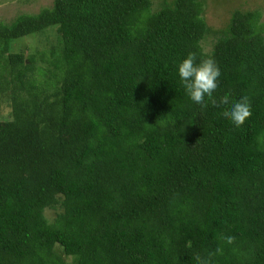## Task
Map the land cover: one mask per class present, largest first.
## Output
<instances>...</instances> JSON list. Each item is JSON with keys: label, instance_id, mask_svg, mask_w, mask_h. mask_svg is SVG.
<instances>
[{"label": "trees", "instance_id": "16d2710c", "mask_svg": "<svg viewBox=\"0 0 264 264\" xmlns=\"http://www.w3.org/2000/svg\"><path fill=\"white\" fill-rule=\"evenodd\" d=\"M152 5L56 0L0 23V264H264L263 15L235 12L206 53L201 1ZM54 28L49 70L10 51ZM189 54L221 71L205 109L179 81ZM225 97L249 99L242 127Z\"/></svg>", "mask_w": 264, "mask_h": 264}, {"label": "rangeland", "instance_id": "374dc122", "mask_svg": "<svg viewBox=\"0 0 264 264\" xmlns=\"http://www.w3.org/2000/svg\"><path fill=\"white\" fill-rule=\"evenodd\" d=\"M56 0H0V23L11 25L19 17L24 15H37L44 9H51ZM176 0H153L152 12L156 13L166 5H173ZM204 4V18L207 23L209 33L203 46L206 53L213 50L217 41L228 30L232 15L237 12L259 11L264 20V0H199ZM58 33L56 28L45 33L20 39L12 44L10 51L18 52L25 50L28 55L37 56V66L49 70L51 59L50 52L58 45ZM3 47L0 45V54ZM46 54L44 61L42 55ZM3 57H6L5 55ZM2 120L10 119L3 116ZM58 211H47L46 217L53 222Z\"/></svg>", "mask_w": 264, "mask_h": 264}, {"label": "clouds", "instance_id": "9594fccd", "mask_svg": "<svg viewBox=\"0 0 264 264\" xmlns=\"http://www.w3.org/2000/svg\"><path fill=\"white\" fill-rule=\"evenodd\" d=\"M178 76L185 95L201 109L208 107V102L215 103L216 93L221 71L212 58L197 62L194 54H189L178 65ZM223 104L228 108L224 113L225 119L230 121L236 128H240L249 120L252 115L251 103L247 97H242L239 101H232L224 98ZM228 244H232L234 237H225ZM218 251H220L218 249ZM199 264H207L202 258H197Z\"/></svg>", "mask_w": 264, "mask_h": 264}]
</instances>
